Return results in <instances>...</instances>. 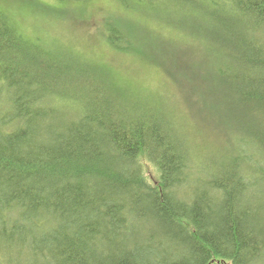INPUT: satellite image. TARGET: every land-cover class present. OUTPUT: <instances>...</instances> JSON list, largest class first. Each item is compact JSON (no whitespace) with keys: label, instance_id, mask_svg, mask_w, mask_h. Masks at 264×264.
<instances>
[{"label":"trees","instance_id":"16d2710c","mask_svg":"<svg viewBox=\"0 0 264 264\" xmlns=\"http://www.w3.org/2000/svg\"><path fill=\"white\" fill-rule=\"evenodd\" d=\"M10 1L0 264H264V0H115L104 21L111 48L208 100L222 141L204 149L159 95L28 33Z\"/></svg>","mask_w":264,"mask_h":264},{"label":"rangeland","instance_id":"374dc122","mask_svg":"<svg viewBox=\"0 0 264 264\" xmlns=\"http://www.w3.org/2000/svg\"><path fill=\"white\" fill-rule=\"evenodd\" d=\"M45 2L53 1L11 0L6 6L28 33L60 42L83 57L108 65L122 82L159 95L174 116L186 124L194 146L204 149L212 143L220 144L222 136L207 120V117H211L207 112L208 100L189 94L191 85L186 86L178 76H171L158 66L143 63L131 54L117 52L108 44L103 25L105 20L121 16L117 1L83 0L72 3L67 11L42 7L41 4ZM134 14L136 16V11ZM190 61L194 68H203L200 57H191ZM145 168L153 178L154 168L149 164Z\"/></svg>","mask_w":264,"mask_h":264}]
</instances>
